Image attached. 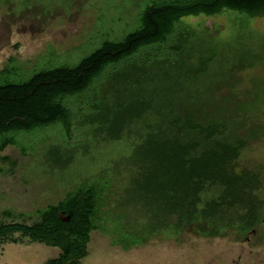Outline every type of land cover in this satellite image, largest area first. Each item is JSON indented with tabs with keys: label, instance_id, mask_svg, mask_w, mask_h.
Returning a JSON list of instances; mask_svg holds the SVG:
<instances>
[{
	"label": "trees",
	"instance_id": "obj_1",
	"mask_svg": "<svg viewBox=\"0 0 264 264\" xmlns=\"http://www.w3.org/2000/svg\"><path fill=\"white\" fill-rule=\"evenodd\" d=\"M117 7L118 28L78 59L49 49L31 64L9 55L0 66V176L18 164L8 145L28 155L54 133L45 160L64 167L94 140L130 141L128 153L54 201L32 209L0 202V242L56 246L46 264L79 263L92 230L129 248L162 229L190 225L214 236L230 228L244 237L264 222V160L242 157L264 138V72L245 77L264 58V43L244 40L264 0ZM223 10L235 14L233 35L184 19Z\"/></svg>",
	"mask_w": 264,
	"mask_h": 264
},
{
	"label": "rangeland",
	"instance_id": "obj_2",
	"mask_svg": "<svg viewBox=\"0 0 264 264\" xmlns=\"http://www.w3.org/2000/svg\"><path fill=\"white\" fill-rule=\"evenodd\" d=\"M117 6L118 0H0V66L9 55H17L31 64L49 49L69 60L78 59L99 43L104 31L118 28ZM234 15L223 10L184 19L193 27L218 29L220 35H233L236 32L231 27ZM249 26L252 36L248 37L245 32L244 40L261 49L264 15L253 16ZM84 39L82 49L68 56L66 50ZM262 72L264 58L247 70L245 77ZM55 137L54 133L50 134L32 153L24 156L18 148L6 146L4 152L16 157L18 164L14 173L0 176L2 204L32 209L54 201L82 177L112 165L114 159L130 149L127 138L94 140L86 148L78 149L64 167H59L45 160V150ZM242 157L264 160V138L248 146ZM58 251L56 246L26 237L20 241L6 240L0 242V264H46ZM77 264H264V222L244 237L230 228L214 236L197 234L190 225L178 232L162 229L146 242L129 248L110 242L108 235L99 230H92L88 253Z\"/></svg>",
	"mask_w": 264,
	"mask_h": 264
},
{
	"label": "water",
	"instance_id": "obj_3",
	"mask_svg": "<svg viewBox=\"0 0 264 264\" xmlns=\"http://www.w3.org/2000/svg\"><path fill=\"white\" fill-rule=\"evenodd\" d=\"M64 219H67L68 218V216H65V217H63Z\"/></svg>",
	"mask_w": 264,
	"mask_h": 264
}]
</instances>
